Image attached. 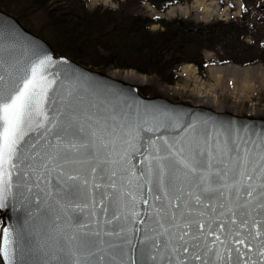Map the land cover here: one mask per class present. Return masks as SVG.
Returning a JSON list of instances; mask_svg holds the SVG:
<instances>
[{
	"label": "water",
	"instance_id": "obj_1",
	"mask_svg": "<svg viewBox=\"0 0 264 264\" xmlns=\"http://www.w3.org/2000/svg\"><path fill=\"white\" fill-rule=\"evenodd\" d=\"M0 62L5 98L34 67L39 92L16 150L0 160V264H168L170 254L202 264L196 252L229 264L221 257L237 248L264 264V180L252 149L264 118L144 96L139 84L55 56L2 10ZM249 150L250 164L238 159ZM184 231L189 251L177 253L169 233Z\"/></svg>",
	"mask_w": 264,
	"mask_h": 264
},
{
	"label": "trees",
	"instance_id": "obj_2",
	"mask_svg": "<svg viewBox=\"0 0 264 264\" xmlns=\"http://www.w3.org/2000/svg\"><path fill=\"white\" fill-rule=\"evenodd\" d=\"M86 1L0 0V10L43 39L55 56L101 73L106 67L132 70L171 85L185 64L194 66L200 77L209 65H264V31L252 5H245L236 18L196 23L138 13L143 4L164 12L190 0H115L116 8L92 10ZM154 25L158 29L153 31ZM203 51L213 53L214 59L206 60ZM139 91L158 96L150 88Z\"/></svg>",
	"mask_w": 264,
	"mask_h": 264
},
{
	"label": "rangeland",
	"instance_id": "obj_3",
	"mask_svg": "<svg viewBox=\"0 0 264 264\" xmlns=\"http://www.w3.org/2000/svg\"><path fill=\"white\" fill-rule=\"evenodd\" d=\"M245 5L254 7L256 17L262 22L259 27H263L261 29L264 31V0H190L188 3L170 6L164 12H156L148 4H143L138 13L149 17L181 18L196 23H209L236 18ZM97 6L116 8L117 2L115 0L86 1L88 10ZM150 29L154 31L158 27L154 25ZM202 55L208 61L214 59V54L211 52L203 51ZM182 66L176 72L177 80L171 85L160 83L154 75H141L132 70L106 67L102 72L108 75L111 70L120 71L122 75L126 71L132 72L145 80L143 83L132 84L150 88L171 102L204 106L216 112H228L236 116L264 118V65L246 67L209 65L203 77L197 74L192 65L193 70L187 75H182Z\"/></svg>",
	"mask_w": 264,
	"mask_h": 264
},
{
	"label": "snow or ice",
	"instance_id": "obj_4",
	"mask_svg": "<svg viewBox=\"0 0 264 264\" xmlns=\"http://www.w3.org/2000/svg\"><path fill=\"white\" fill-rule=\"evenodd\" d=\"M43 63L44 62L42 61L41 64ZM37 71L38 69L35 67L32 69L33 78L26 80L23 84V87L20 88L14 96L5 98L2 93H0V129H2V132H0V160L9 158L16 150L15 145L17 143V135L22 118L29 114L33 106L38 103L36 99L39 95V92L37 91L38 82L35 79ZM3 79V63L0 62V83L3 82ZM252 149H258L259 162L257 170L261 172L262 180H264V133L261 134L258 144L253 145ZM238 159L241 161H247V163L250 164L252 162V150H249L246 156H239ZM5 188L6 186L3 184V181L0 180V207H3V192ZM262 188H264V184H262ZM248 195L251 196L252 192L250 191ZM260 195L261 197H264V192H261ZM146 202L147 201H145V203ZM261 206L264 207V202H262ZM190 226L194 225L190 222ZM205 227H208L211 230L212 226L199 225V231L202 232ZM223 230L226 231V227H224ZM169 235L173 236V239L176 241L173 244V248L177 253H187L189 251L187 246L188 242L185 240V237L188 236L187 231H184L180 236H174L172 233H169ZM192 239L195 241V243H193V250L195 251V249L200 247V237L197 233H193ZM217 239H219V237H217ZM90 243L91 242L87 240H80L78 241V247H87ZM239 243L243 244L244 241H240ZM159 245L165 246L166 242L161 239L159 241ZM7 251L8 244L6 241L3 249H0V255H6ZM233 251L236 253L234 258L231 254H229L227 257H221V259H226L229 264H242V261L243 264H247L245 252H241L239 248L234 249ZM247 251L250 252L251 248L249 247ZM122 255L123 252L121 251V256ZM261 255H264V253H261ZM179 259L180 264H188V261H186L183 256H180ZM193 259L202 261V264H213L211 258L208 260H203V257L198 252L195 253ZM175 261L176 257L170 254L168 257V264H175ZM121 264H124L123 260H121Z\"/></svg>",
	"mask_w": 264,
	"mask_h": 264
},
{
	"label": "bare ground",
	"instance_id": "obj_5",
	"mask_svg": "<svg viewBox=\"0 0 264 264\" xmlns=\"http://www.w3.org/2000/svg\"><path fill=\"white\" fill-rule=\"evenodd\" d=\"M192 70H193V68L191 65H188V64L183 65L182 70H181V74L187 75ZM109 74L115 78L122 79L126 82H129V83H143L145 81L144 78H142L141 76H136L135 74H133L132 72H129V71H126V73H124V75H122L120 71L111 70ZM120 75H122V76H120Z\"/></svg>",
	"mask_w": 264,
	"mask_h": 264
}]
</instances>
